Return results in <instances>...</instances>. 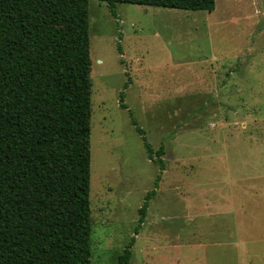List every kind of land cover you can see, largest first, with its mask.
Returning a JSON list of instances; mask_svg holds the SVG:
<instances>
[{
    "label": "rangeland",
    "instance_id": "1",
    "mask_svg": "<svg viewBox=\"0 0 264 264\" xmlns=\"http://www.w3.org/2000/svg\"><path fill=\"white\" fill-rule=\"evenodd\" d=\"M89 0L91 264H264V0L213 11ZM124 93L120 107V93Z\"/></svg>",
    "mask_w": 264,
    "mask_h": 264
},
{
    "label": "trees",
    "instance_id": "2",
    "mask_svg": "<svg viewBox=\"0 0 264 264\" xmlns=\"http://www.w3.org/2000/svg\"><path fill=\"white\" fill-rule=\"evenodd\" d=\"M213 11L215 0H98ZM89 0H0V264H91V60ZM120 107L124 93H120ZM149 160L158 167L138 209L131 248L165 170L132 114Z\"/></svg>",
    "mask_w": 264,
    "mask_h": 264
}]
</instances>
